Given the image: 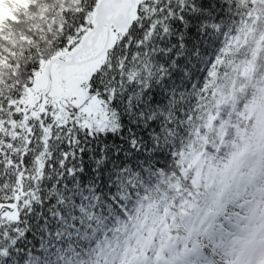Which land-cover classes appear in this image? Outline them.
Instances as JSON below:
<instances>
[{"label": "snow or ice", "instance_id": "6c2138e0", "mask_svg": "<svg viewBox=\"0 0 264 264\" xmlns=\"http://www.w3.org/2000/svg\"><path fill=\"white\" fill-rule=\"evenodd\" d=\"M261 33L264 0L11 11L0 25V264H115L137 204L183 219L197 195L188 162L226 155L243 127L229 96L254 54L264 73ZM189 247L188 264H210L211 240ZM155 255L134 264H163Z\"/></svg>", "mask_w": 264, "mask_h": 264}, {"label": "trees", "instance_id": "16d2710c", "mask_svg": "<svg viewBox=\"0 0 264 264\" xmlns=\"http://www.w3.org/2000/svg\"><path fill=\"white\" fill-rule=\"evenodd\" d=\"M27 2L5 0L2 7L4 18L0 19V25L10 19L11 11L25 7ZM262 40L264 33L257 38L254 53L261 51ZM261 67L254 54L240 73L241 78L247 79V84L230 92L232 110L241 108L243 127H238L232 140L223 146L222 151L226 155L214 153L208 160L197 157L188 162V170L196 178L193 191L197 195L182 213L183 219L178 223L165 222L167 211L161 213L155 202L151 209L143 211H139L141 205L137 204L139 219L135 230L124 236L127 227L119 226L122 239L113 249L117 253L112 257L115 264H127L129 260L134 264L135 259L149 256L153 248L156 249L154 261L188 264L192 249L186 235L203 245L211 240L214 258L231 264V246L237 236L231 231L228 235L217 231L222 224L219 216L228 217L240 225L235 218L242 215L245 218L242 226L248 235L253 226H260L257 220L264 206V73H261ZM257 73H261L258 80ZM99 243L108 248L115 242L101 238Z\"/></svg>", "mask_w": 264, "mask_h": 264}, {"label": "rangeland", "instance_id": "374dc122", "mask_svg": "<svg viewBox=\"0 0 264 264\" xmlns=\"http://www.w3.org/2000/svg\"><path fill=\"white\" fill-rule=\"evenodd\" d=\"M20 1L24 2V0ZM4 3L5 0H0V19L4 18V15L2 13V7ZM257 223L260 224V230L264 231V210L262 211V215H259ZM226 225H228V227L230 226V228L239 235H243V231L236 228V226L231 224L229 221ZM252 231L259 230L254 229ZM224 234L227 235V233ZM245 239L248 238L245 237ZM231 248L232 251L234 250L232 252L233 259L231 261V264H264V232H258V235H256L252 239L250 238V240L245 245L241 243V240H236Z\"/></svg>", "mask_w": 264, "mask_h": 264}]
</instances>
